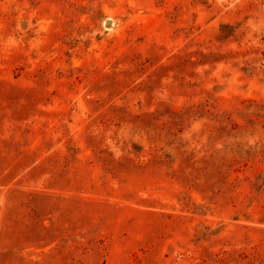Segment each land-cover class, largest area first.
Wrapping results in <instances>:
<instances>
[{
    "label": "rangeland",
    "instance_id": "374dc122",
    "mask_svg": "<svg viewBox=\"0 0 264 264\" xmlns=\"http://www.w3.org/2000/svg\"><path fill=\"white\" fill-rule=\"evenodd\" d=\"M0 264H264V0H0Z\"/></svg>",
    "mask_w": 264,
    "mask_h": 264
}]
</instances>
